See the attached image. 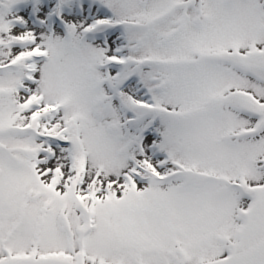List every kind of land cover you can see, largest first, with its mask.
<instances>
[{
  "label": "snow or ice",
  "instance_id": "snow-or-ice-1",
  "mask_svg": "<svg viewBox=\"0 0 264 264\" xmlns=\"http://www.w3.org/2000/svg\"><path fill=\"white\" fill-rule=\"evenodd\" d=\"M0 264H264V0H0Z\"/></svg>",
  "mask_w": 264,
  "mask_h": 264
}]
</instances>
